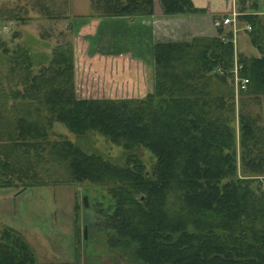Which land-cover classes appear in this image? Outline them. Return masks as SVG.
Wrapping results in <instances>:
<instances>
[{"label":"trees","instance_id":"1","mask_svg":"<svg viewBox=\"0 0 264 264\" xmlns=\"http://www.w3.org/2000/svg\"><path fill=\"white\" fill-rule=\"evenodd\" d=\"M160 2L167 14L198 9L191 0ZM95 4L98 15L148 16L154 3ZM236 5L260 51L237 53L240 74L248 77L237 107L227 80L234 46L221 26L214 35L157 41L155 87L141 97L78 95L71 40L54 44L44 60L28 40L0 42V187L44 185L38 165L53 158L66 180L106 187L109 200L97 207L96 228L109 247L128 252L127 261L264 264V184L252 186L254 176H264V124L249 108L264 99V23L253 12L257 0ZM61 11L50 17L68 13ZM7 12L0 22L24 21ZM56 123L76 135L105 136L124 149V162L83 150L56 132ZM142 147L155 157L150 168L136 153ZM0 264L58 263L38 261L24 235L4 226Z\"/></svg>","mask_w":264,"mask_h":264},{"label":"rangeland","instance_id":"2","mask_svg":"<svg viewBox=\"0 0 264 264\" xmlns=\"http://www.w3.org/2000/svg\"><path fill=\"white\" fill-rule=\"evenodd\" d=\"M70 1L40 0V4L36 0H0L1 15L2 13L7 14L9 9H13L17 11L18 16L24 17V21L3 20L0 22V42L10 44L17 38L28 40L35 49L36 56L40 60H44L49 56L51 47L54 44L71 40L76 53L73 67L75 87L79 85L85 89V87L87 88L93 84L97 86L105 84L109 85V89L112 84L114 88L119 87V93L130 94L147 90L148 86L132 84L134 72L129 69L136 66L138 61H129L122 65L116 60L105 62L102 58L99 59L100 55H97L99 54L97 50L103 47L124 46V44L130 45L129 47L136 46L137 38H135L134 27H128L126 24V30H128L125 35L126 39L118 44L117 25L124 22L117 17L98 15L96 0H91V7L88 10L93 18H97L91 23L84 21L83 18H77L74 14L71 15L72 10L71 13L68 12L70 9L63 11L68 13L61 17H50V14L61 13V10L68 7ZM78 2L79 0H75L76 7H74L73 12L84 11L82 7L78 6ZM41 5L46 7L42 8ZM156 9V22L153 26L156 30L157 41L186 40L197 35H214L218 30L215 25L216 18L201 16V14L196 15V13L191 14L193 11L185 12L192 17L188 19L186 26L179 23V18L170 19L169 17L166 21L163 18L182 13H165L161 2ZM152 14L154 15V4ZM194 16L201 17L203 21L197 22ZM153 19L155 20V18ZM125 23L127 22L125 21ZM245 23L247 22L238 21L240 30L234 46L237 53L257 55L258 49L252 43L250 44L247 35L244 34V31L247 30L244 29ZM150 24H153V21ZM236 59L241 64L238 74L244 76L240 74L243 65L238 60V56H236ZM151 63H153L151 72L154 73V57ZM233 65L231 68H233ZM221 70L223 71H219V74L226 72L223 68ZM146 72L149 74L148 71ZM122 74L125 75V78H122ZM117 76L118 82H115ZM230 76L231 72L229 71L227 74L229 82H231L229 80ZM75 78H77V83ZM79 93L78 95L81 96L82 93ZM240 96L239 91L235 97L234 91L236 107L241 98ZM85 97L92 96L86 95ZM111 98L120 97L115 95ZM249 108L252 112H260V121L264 124V99L260 104H250ZM5 113H8V111ZM54 130L64 134L87 152H98L117 164L124 162V149L98 132L90 131L83 135H76L60 123L54 125ZM136 153L150 168L155 157L143 147L138 149ZM38 171L41 179L46 182L44 185L28 186L22 191H20L22 186L18 184L17 186L0 187V233L4 226H10L20 231L34 248L37 260L41 262H55L58 264H137L134 261H127V251L120 252L109 247L104 233L96 228V223L99 220L97 207L102 204L106 205L109 200L105 186L95 185L89 181L66 180L67 171L65 167L53 158L46 160L44 164H39ZM263 184L264 176H254L252 181L254 188L259 189L258 186ZM83 195H87V206L83 205ZM84 225L87 226L86 238L83 234Z\"/></svg>","mask_w":264,"mask_h":264},{"label":"crops","instance_id":"3","mask_svg":"<svg viewBox=\"0 0 264 264\" xmlns=\"http://www.w3.org/2000/svg\"><path fill=\"white\" fill-rule=\"evenodd\" d=\"M80 1H82V2L80 3ZM191 1H192L193 5L199 9V10L196 9L197 11L191 12V14L196 13V15L201 14V16H210L213 19L219 18L222 16H226V15H230V12L233 9H236V6H237L236 3L233 4L232 0H191ZM257 4H258L259 8H258V10H254L253 12L258 14L259 17L261 16L260 19H262L261 21H262V23H264V18H263V16H264V0H257ZM159 5H160V0H154V15L152 14L149 16H142V15H138V16H128V15L112 16V18L117 17V18H120L122 22H124V23H120L117 25L116 36L118 38L117 39L118 44L120 42H122L124 39H126L125 35L128 32V30H126V24H127L128 27H130V26H131V28L134 27L133 29L135 30L134 31L135 38H137V42H136L137 45L136 46L129 47L130 45L124 44V46L117 45V46H112V47H103V48H99L97 50V51H99V54H97V55H100L99 59L102 58V60L105 62H107L109 60L110 61L116 60L119 64L122 63V65H124L125 63H128L129 61H131V62L132 61H134V62L138 61V64L136 66H134V67L132 66L129 69V70L134 72V75L132 78V84L133 85L140 84L143 86H148L147 90H145L144 92H141V93L137 92V94H135L136 92H134L133 94L121 92L122 93L121 94L118 91L119 90L118 86H116V88H114L113 85L111 84L110 88L108 89L109 85L100 84L99 86H97V85L93 84L87 88L85 87V89H83L82 86L76 85V92L77 91L80 92V90H81L80 93H82L83 96L87 95V96H92V97H114L115 95L117 97L118 96L119 97H141V96H144L146 93L152 92L154 90L155 76H154V73L151 72V70H153V63H151V62H153V57H154L153 56V45L157 41V39H156V35H155L156 30L154 29L155 27L153 25L156 22V15H157V13H156L157 9L156 8ZM78 6L82 7L84 11L73 12L74 7H76V5H75V0H71L69 2L67 10L70 9L68 11L70 13L72 10L71 15L74 14L77 16V18L78 17L80 19L83 18L84 21H87L90 23L92 21H95L94 19H97V18H93L92 15H89V14H91V12L88 11L91 7V0H79ZM169 17H170V19L179 18L180 19V20H178L179 23L186 25V26H187L188 21H189L188 19L192 18L190 14L182 13L180 15H172V16L163 17V18H165L164 21H166L167 18H169ZM100 18H103V17H100ZM153 18H155V20ZM194 18L197 19L196 20L197 22L203 21L201 19V17L194 16ZM125 21L127 23H125ZM152 21H153V24H150ZM223 30L227 31V28H223ZM249 30H245L244 34L247 35V37H248L247 40L250 42V44L252 43V45L258 49L257 55H260L259 48L256 46V44L253 41V33H249ZM102 32L108 33L109 31H102ZM217 33H218V30H217L216 34ZM237 39H238V37H237ZM245 54H249V53H245ZM74 55L76 56L75 51H74ZM251 55H253V54L251 53ZM146 71H148L149 74H147ZM123 77L125 78L124 74H122V78ZM105 78H106V76H105ZM76 79L77 78H75V82H76ZM116 81L118 82V76L115 77V82Z\"/></svg>","mask_w":264,"mask_h":264},{"label":"built area","instance_id":"4","mask_svg":"<svg viewBox=\"0 0 264 264\" xmlns=\"http://www.w3.org/2000/svg\"><path fill=\"white\" fill-rule=\"evenodd\" d=\"M232 2L233 4H235L236 0H232ZM238 14L239 12L237 11V9H233L230 12V15L222 16V17L215 19V25L217 27L221 26L222 28H227V30L230 31L231 36L228 38L224 37V39L230 40L233 43V46L237 42L238 31L240 30V26L238 24V21H239ZM250 28H251L250 24L248 23L244 24V29L249 30ZM236 54H237V51H236V47L234 46V65H233V68L229 69V71L231 72V76L229 80L234 86L235 97L237 96V93L240 90L246 89L247 83H248L247 76H239L238 74V70L241 64L237 62ZM218 71H222L220 67H218Z\"/></svg>","mask_w":264,"mask_h":264},{"label":"water","instance_id":"5","mask_svg":"<svg viewBox=\"0 0 264 264\" xmlns=\"http://www.w3.org/2000/svg\"><path fill=\"white\" fill-rule=\"evenodd\" d=\"M83 205L84 206H87L88 205V198H87V195H83ZM83 234H84V238H86V236H87V226L86 225H84V227H83Z\"/></svg>","mask_w":264,"mask_h":264}]
</instances>
